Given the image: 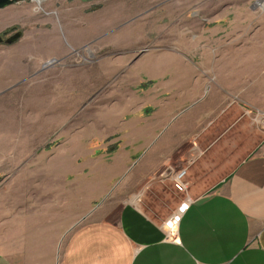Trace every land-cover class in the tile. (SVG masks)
<instances>
[{"label": "rangeland", "instance_id": "374dc122", "mask_svg": "<svg viewBox=\"0 0 264 264\" xmlns=\"http://www.w3.org/2000/svg\"><path fill=\"white\" fill-rule=\"evenodd\" d=\"M41 1L16 0L0 10V36L22 32L15 46L0 45V252L18 263L48 254L52 241L59 249L98 206L111 203L98 199L87 210L84 191L113 184L112 156L99 148L118 132L114 106L134 95L122 79L129 58L205 39L190 54L219 55L228 74L235 72L230 59L241 60L244 94L264 104V0ZM56 32L61 45L51 47ZM257 116L262 144L264 113ZM239 161L226 162V177Z\"/></svg>", "mask_w": 264, "mask_h": 264}, {"label": "crops", "instance_id": "0c3cea01", "mask_svg": "<svg viewBox=\"0 0 264 264\" xmlns=\"http://www.w3.org/2000/svg\"><path fill=\"white\" fill-rule=\"evenodd\" d=\"M57 38L51 47L61 45ZM176 42L180 51L126 61L122 79L134 95L114 106L118 132L99 148L112 156L113 184L80 188L90 198L87 210L98 199L111 203L98 206L59 249L52 241L48 254L21 263L0 252V264H264V142L257 125L264 104L244 94L241 60L230 59L235 72L228 74L219 55L190 54L205 39ZM210 88L211 98L201 102ZM142 91L146 98L138 99ZM235 158L226 177V162ZM180 171L183 193L172 182Z\"/></svg>", "mask_w": 264, "mask_h": 264}, {"label": "water", "instance_id": "95a60500", "mask_svg": "<svg viewBox=\"0 0 264 264\" xmlns=\"http://www.w3.org/2000/svg\"><path fill=\"white\" fill-rule=\"evenodd\" d=\"M14 1L16 0H0V10L10 6ZM4 36L5 35L0 36V45L12 46L15 45L22 38V32L15 31L14 33L5 38Z\"/></svg>", "mask_w": 264, "mask_h": 264}, {"label": "built area", "instance_id": "2783aa9c", "mask_svg": "<svg viewBox=\"0 0 264 264\" xmlns=\"http://www.w3.org/2000/svg\"><path fill=\"white\" fill-rule=\"evenodd\" d=\"M184 175H185V172L180 171L179 173H177L174 176L173 181H172L174 189L178 192H181V193L185 192L187 190V186H188L187 183L184 181ZM177 221H178V218H174V224H173L174 227L172 229L174 232L176 231L175 224ZM175 240H176V238L173 239V241H175Z\"/></svg>", "mask_w": 264, "mask_h": 264}, {"label": "bare ground", "instance_id": "6f19581e", "mask_svg": "<svg viewBox=\"0 0 264 264\" xmlns=\"http://www.w3.org/2000/svg\"><path fill=\"white\" fill-rule=\"evenodd\" d=\"M38 5H40L41 4V0H34Z\"/></svg>", "mask_w": 264, "mask_h": 264}]
</instances>
